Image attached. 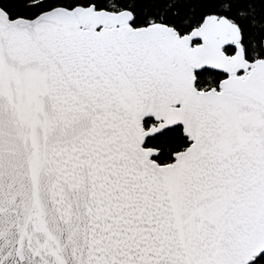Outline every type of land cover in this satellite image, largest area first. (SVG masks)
Returning <instances> with one entry per match:
<instances>
[{
    "label": "snow or ice",
    "instance_id": "6c2138e0",
    "mask_svg": "<svg viewBox=\"0 0 264 264\" xmlns=\"http://www.w3.org/2000/svg\"><path fill=\"white\" fill-rule=\"evenodd\" d=\"M0 264H264V0H0Z\"/></svg>",
    "mask_w": 264,
    "mask_h": 264
}]
</instances>
